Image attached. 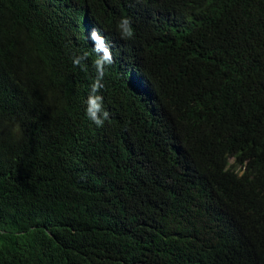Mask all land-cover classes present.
I'll return each mask as SVG.
<instances>
[{
	"label": "trees",
	"instance_id": "1",
	"mask_svg": "<svg viewBox=\"0 0 264 264\" xmlns=\"http://www.w3.org/2000/svg\"><path fill=\"white\" fill-rule=\"evenodd\" d=\"M89 26L115 54L102 127L86 115ZM175 55L195 64L160 123L124 86L125 59L158 72L155 57ZM230 251L264 264V0H0V264H220Z\"/></svg>",
	"mask_w": 264,
	"mask_h": 264
},
{
	"label": "clouds",
	"instance_id": "2",
	"mask_svg": "<svg viewBox=\"0 0 264 264\" xmlns=\"http://www.w3.org/2000/svg\"><path fill=\"white\" fill-rule=\"evenodd\" d=\"M152 1L156 8L159 4L161 6L163 4V0ZM147 12L148 9L145 7L141 5L136 6L135 14L139 20L143 16H146ZM165 19L167 21L166 16ZM118 29L122 38L131 39L134 35L132 21L128 17L121 18ZM86 35L92 46V52L96 55L94 67L97 71V78L92 83L90 93L86 100V115L97 127H102L111 114L104 109L103 96L98 93L104 87L102 80L104 77L105 65H109L113 62L115 54L108 36H105L102 29L89 26ZM87 56L88 53L74 56L73 64L75 66L81 65L82 61L87 59ZM155 58L159 67L158 72L146 66L144 56L133 58L126 57L125 63L129 66V70L125 73L126 84L124 86L130 90L132 95H136L142 101L147 111L152 112L160 123H164L166 121V111L163 100L167 102L170 85L174 82L181 81V75H183L181 71L195 64V62L185 56L179 57L178 55L173 56L169 60L159 57ZM222 244H224V242L220 238L217 246H221ZM198 256L199 255L194 256L191 264L197 263ZM220 264L245 263L230 251L228 256L224 258Z\"/></svg>",
	"mask_w": 264,
	"mask_h": 264
}]
</instances>
